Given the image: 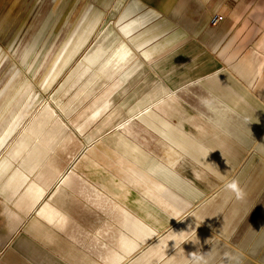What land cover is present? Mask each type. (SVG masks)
I'll use <instances>...</instances> for the list:
<instances>
[{
  "label": "rangeland",
  "instance_id": "obj_1",
  "mask_svg": "<svg viewBox=\"0 0 264 264\" xmlns=\"http://www.w3.org/2000/svg\"><path fill=\"white\" fill-rule=\"evenodd\" d=\"M238 4V13L241 14L249 8L248 14L258 13L259 15L258 19L253 18L249 29L243 35L245 41H253V45L249 46V49H256L264 41V19L260 18L264 16V0L235 1V5ZM124 7L126 6L122 5L117 10L114 9L115 4L111 0H100L98 2L96 0H0L1 88H3V83L9 73L14 69L13 67L19 63V58L11 55V49L14 46L19 45L20 48H23L28 41L33 42L34 39L32 38L36 35V37H39L37 49L42 47L49 39L39 63L44 62L43 58L45 55L55 49L57 51L54 54L59 58L63 54V47L67 45L68 36L78 28L81 21L88 17L93 9L103 12V17L95 31L96 33H92L91 39L90 37L86 39L82 49L70 64L62 69V60L59 62L55 61L54 71L60 72L58 77L55 80L51 78L41 80V76L32 78L30 95H23L18 102L21 104L19 105L20 108L18 107L19 110L17 108L18 114L15 121L19 122L20 118L23 119L19 125L20 127L18 126L17 128L18 130L8 137L7 146L4 150H1L0 159L11 153L12 142L29 130V134L37 135L38 146L33 148L32 152L26 156V160L24 159L20 163V169L26 175L30 172L27 175V180L40 179L43 172L41 169H45L42 164H52L53 171L50 176H42V179H48L49 188L45 196L38 202V207L36 206L29 212H24V210L17 208L15 203L11 201L12 197L17 195L13 189L7 186L0 188V264H90V261L93 264H113V258L121 263L128 259L129 256H126L123 253L124 250H121L123 249L122 231L125 229L127 216L123 208L126 205L135 203V201L113 202L117 201V199L105 189L106 183L102 180L94 179L93 170L102 168V170H105L103 171L104 174L113 173L111 170L116 168L118 164L112 154L107 153L106 149L99 145L98 142H95L100 140L105 134L110 133L118 124L127 120L128 115L124 114V110L143 93L147 92V96L151 98L154 93L160 90L163 91L161 98L169 103L167 105L168 119L193 140L200 141L212 150L222 162H224L223 157L229 161L230 156L233 157L235 149L241 143L248 142V140L243 141L241 139V133H235L234 138V135L230 134L228 136L227 133L221 132L218 127H214L211 124L210 120L212 118L209 116V110L203 106L202 99L212 98H209L207 93L204 92V87L194 85L189 87L196 94H191L190 92L186 94L178 88L180 91H177L176 94L180 95L183 101L170 99V96L177 98L176 95H172L174 92L171 91L172 82L175 81L177 83L175 78L184 77L183 74H186L185 72L187 71L190 76L195 75L193 68L185 70L175 66L179 64V61L174 52L172 55V53L169 54L170 51L167 53L161 51L163 47H177L178 38L176 36H168L162 39H158L160 36L153 37L154 40L150 41L149 47L139 53L142 58L140 59L144 63L143 70L139 72L135 79L133 78L130 85L125 88L126 90L121 91L122 94L119 93L115 96L114 93L108 92L104 96L100 94L103 87L99 90L98 88L92 89L87 93H84L85 90L81 91L83 88L74 93L72 92V95L68 92L65 95L63 111L59 112L60 110L55 107L51 110L49 119H44L43 122L39 120V113L44 106H48V103L55 105L51 97L57 92L60 83L64 81L65 75H68L71 68L76 67L78 62L84 58L88 49L92 47L95 42L94 37H96L98 31L109 24L116 23L117 17L124 10ZM45 24L47 27L42 31ZM115 26L118 28V25ZM164 27L163 20L158 19L153 24H150L147 30L141 29L138 33H159ZM236 33L237 30L232 33L231 38L233 36L236 38ZM147 50L150 54L155 52L158 54H154L155 57L153 56L151 59L149 57L146 58L145 53ZM184 54L186 53L181 54V56L183 57ZM212 56L215 57L216 55L212 54ZM187 64L183 61L180 63V65L185 66ZM208 64L206 63L201 69L207 68ZM164 77H168L166 83L163 82ZM132 90L133 94L131 97L129 96L128 102L120 105V111L115 110L119 107L116 104ZM101 95H103V101H100L97 106V112L91 113L92 109L90 106L93 103L90 102ZM3 96L4 92L0 94V107ZM107 96L109 100H107ZM58 102L60 103V101ZM104 104H108V109L101 111L100 109L103 108ZM159 106H161V103ZM58 118L64 120L65 126L60 127L59 130L54 128V126L51 128L49 126L51 121ZM12 120L11 116L7 118L6 123ZM84 133L86 136L82 135ZM89 150L94 151L95 154H88ZM153 150L157 149L153 148ZM47 151L48 154H45ZM254 155L256 153L251 145V147L242 152L238 161L234 163L231 173L225 180H221V183H218V179L215 176L199 168L196 165L199 163L198 161L187 159L183 156H181L183 158L177 165L181 168L175 169L207 194L206 197L200 198L201 200L197 199L194 203L195 205L200 204L217 189L221 188L219 190L221 192L228 190L233 182L236 181V188L235 190L232 189L234 190L232 196H235L233 201H219L212 204L210 199L204 203V206H201L208 210L207 216L215 213V211L219 212L217 226L221 228L228 227L229 229L235 227L237 230L232 241H230L231 239H223L225 243L227 242V247L224 246V251L219 256L221 259L216 264L224 262L222 258L232 250L233 245L235 246L236 243H239L245 247L255 239L253 237L254 234L264 230V183L255 179V167L257 164L254 162ZM262 157L264 160V153H262L260 159ZM94 163H97L98 166L94 165ZM62 174H66L65 185L70 193L69 196L71 195L70 200L67 207L56 214L54 224H49L46 216L48 195L56 187L57 179ZM47 184L45 187H47ZM101 190L105 192V195L98 192ZM137 191L130 192L132 195L129 194L131 197H136L138 195ZM125 194L128 193L123 191L120 195L125 198ZM164 195L171 204L179 209L181 208L180 216H183L190 209L185 200L173 197L174 195L176 196L174 192L167 190ZM244 210L248 214L241 222L239 221V216ZM225 217H228V221L225 220ZM36 219L44 226L50 227L52 232L44 234L42 228L39 227L38 229ZM150 219H157L162 222L166 219V215L160 214L159 216L155 214ZM172 223V221L165 223V228L170 227ZM40 229L41 233L38 231ZM200 232L198 231V233L192 235V239L195 240L192 247L193 257H198L211 245V241L205 243L206 241L202 240V235L200 234L203 233L204 238L208 241L212 239L211 234L214 231L208 228L205 232ZM44 235L46 237L53 236L52 242L44 243ZM262 257L264 258V253ZM190 260L191 264L193 258ZM252 262L253 264H264V262Z\"/></svg>",
  "mask_w": 264,
  "mask_h": 264
},
{
  "label": "bare ground",
  "instance_id": "obj_2",
  "mask_svg": "<svg viewBox=\"0 0 264 264\" xmlns=\"http://www.w3.org/2000/svg\"><path fill=\"white\" fill-rule=\"evenodd\" d=\"M129 14V11L121 13L117 17L116 23L114 22L115 24H109L98 31L96 37H94L95 42L92 47L88 49L84 58L78 62L76 67L71 68L68 75H65L64 81L60 83L57 92L51 97L55 105L48 103V106H44L40 111L38 117L41 122L50 118V112L55 107L60 110L59 112L63 111L65 95L68 92L72 95V92L74 93L83 88L81 91L85 90L84 93H87L92 89L98 88L99 90L103 87L100 94L104 95L111 92L116 96L129 86L133 78L135 79L139 72L143 70L144 63L139 53L144 50H140V46L134 43L136 39L129 35L132 30L139 26L140 22L136 20L127 21ZM101 19L102 14L94 11L92 15L81 21L78 28L68 36L67 45L63 47V54L59 58L54 54L57 51L55 49L49 51L43 58L44 62L40 64L39 61H41L40 59L49 39L42 47L37 49L39 37H36V35L32 38L34 41H28L25 45L23 44V48L16 45L11 49V55L17 56L19 63L13 67L14 69L7 76L3 83V88L0 87V94L4 92L0 107V155L2 153L1 150H4L7 146L8 137L18 130L17 128L23 119L20 118L19 122L15 121L20 108L19 105L21 104L18 102L23 95H30L32 78L41 76V80L45 78L55 80L60 73L54 71L55 61L59 62L62 60V69L70 64L82 49L86 39L96 31ZM125 21L126 23H123ZM115 25H118V28ZM46 27L47 25L45 24L42 31ZM141 45L143 44L141 43ZM145 54L146 58L149 57V59L154 55L148 51ZM1 58L2 53H0V62ZM172 87L177 90V85H172ZM162 93L160 91L158 95L151 98L147 96V92L141 94L140 98L134 103H130L124 110V114L128 115L127 120L118 124L110 133L105 134L100 140L95 142H98L99 145L106 149L107 153L112 154L118 164L116 168L111 170L113 173L104 174L103 171L105 170H102V168L93 170L94 179L102 180L106 183L105 189L117 199V201L113 202L135 201V203L126 205L123 208L127 216L125 229L122 231L123 249L121 250H124L123 253L129 257L124 263L113 258V264H190L191 258H193L191 264H216L221 259L219 256L224 251V246L227 247V242L225 243L223 239H231L230 241H232L237 230L235 227L229 229L228 227L221 228L217 226L219 212L207 216L208 210L201 206H204V203L210 199L212 204L225 200L233 201L235 196H232V194L236 188V181L233 182L227 193L222 194V192L218 191L200 204H194L195 199L204 196L206 193L175 170L176 168H181L177 166L179 158L183 156L187 159L198 161L199 163L196 165L203 171H207L210 174L211 172L214 173L218 183H221V178L227 174L228 169L223 166V162L212 150L200 141L193 140L181 128L163 116L158 110V105L163 102ZM132 94L133 90L129 91L122 100L120 99L121 101L116 104L119 107L115 110L118 111L121 108V104L128 102V98ZM103 95L94 98L90 102L93 103L90 106L92 109L91 113L97 112V106L100 101H103ZM107 100H109L108 96ZM107 105L104 104L103 108L99 109L101 111L107 110ZM11 116L13 120L6 123L7 118ZM63 122L64 120L62 119H54L49 126L51 128L54 126V128L59 130L60 127L65 126ZM220 129L224 131L225 128L221 127ZM28 132L30 131L28 130L25 134H21L17 140L12 142V152L8 153L5 158L0 159V188L7 186L13 189L17 195L12 197L11 201L24 212L33 210L45 196L49 184H47L48 179H42V176H50L53 171L52 164H42L45 169H41L43 172L40 179L27 180V175L30 172L26 175L20 169V163L24 159L26 160V156L32 152L33 148L38 146L37 135L29 134ZM82 135L86 136L85 133ZM46 141L48 140L46 139ZM153 148H156L157 152H154ZM45 154H48V151ZM88 154L95 153L89 150ZM94 165L98 166L97 163H94ZM94 168L96 167L94 166ZM65 175L62 174L57 179L56 187L48 195L46 216L49 224H54L56 214L61 209H65L70 200L71 195L69 196L70 193L65 185ZM46 184L47 187H45ZM135 190H138V195L131 197L132 194L130 192ZM167 190L176 194V196H173L174 198H182L190 206V209L183 216H180L181 208L175 207L165 197L164 194ZM123 191L128 193L125 194V198L120 195ZM98 192L105 195L102 190ZM155 214L159 216L164 214L166 219L162 222L157 219H150ZM246 216L247 213H242L239 216V221L245 219ZM225 220L228 221V217H225ZM170 221L173 223L166 229L165 223ZM36 223L38 229L39 227L43 229L44 234L52 232L50 227L44 226L40 221L37 220ZM208 228H211L214 232L211 234L212 239L207 241L201 232H205ZM38 231L41 233V229ZM198 231H201L202 240L206 241L205 243L211 241V245L198 256L200 259H194L192 247L195 240L192 239V235L198 233ZM53 238V236H45V241L43 242H52ZM243 247L239 243H236L235 246L233 245L232 250L222 258L224 259L222 264H253L252 261H256V258L254 255L247 253L248 248L246 246V250ZM90 264L93 263L90 261Z\"/></svg>",
  "mask_w": 264,
  "mask_h": 264
},
{
  "label": "crops",
  "instance_id": "obj_3",
  "mask_svg": "<svg viewBox=\"0 0 264 264\" xmlns=\"http://www.w3.org/2000/svg\"><path fill=\"white\" fill-rule=\"evenodd\" d=\"M111 1L115 4L114 9L116 10L122 5L126 6L121 13L130 12L127 21L136 20L140 22L139 26L129 33L130 37L136 39L134 43L140 46V50L148 48L150 41L154 40L153 37L160 36L158 39H162L168 36H176L178 38L177 47L167 46L163 47L161 51L163 53L170 51L169 54L172 53V55L174 52L179 61V64L175 66L185 70L193 68L195 75L190 76L187 71L186 74L182 73L184 77L175 78L177 83L173 81L172 84L178 86L177 90L173 87L170 88L174 92H171L172 95H176L177 98L170 96V99L183 101V98L176 94L177 91L181 90L186 94L189 92L196 94L189 87L193 85L204 87V92L207 93L209 98H212L202 99L203 106L209 110V116L214 122L210 120L211 124L218 127L221 132L227 133L228 136L241 133V139L243 141L248 140L247 143H241L235 149V153L233 157L230 156L229 161L223 157V166L228 169V172L221 179L225 180L227 178L242 152L252 145L256 153L254 162L257 164L255 179L264 183V175H262L264 173V160L263 157L260 159L262 153H264V41L256 49L250 50L249 46L253 45V41L249 42V40L245 41L243 39V35L249 29L253 18H259L258 13L248 14L249 8L241 14L238 13L239 4L235 5V1L238 2L239 0ZM94 11L102 14L103 17V12L95 9L92 10L90 15ZM219 17L221 20L218 19ZM260 18L264 19V16ZM158 19H162L165 24L164 29H161L159 33H138L141 29L147 30V27ZM213 20L216 21V24ZM123 23H126V21ZM236 30V38L234 36L231 38L232 33ZM183 53L186 54L182 57L181 54ZM212 54L216 56L213 57ZM153 56L155 57V55ZM182 61L185 64L188 63L187 66L180 65ZM206 63H209L208 67L201 69ZM164 78L163 82L166 83L168 77ZM160 91L154 93L153 96L158 95ZM140 97L141 95L137 98ZM168 104L163 99L161 106L158 107V110L167 119ZM205 119L208 120L206 117ZM221 127L225 128L224 131L220 129ZM154 152H157V150H154ZM182 158H179L177 165ZM211 174L215 175L212 172ZM220 189H217L214 193ZM228 191L226 190L222 194ZM206 195L204 196L206 197ZM202 197L197 199L199 200ZM217 212L215 211V214ZM243 213L248 214L245 210ZM253 237L255 239L249 245H246V248H248L247 253L254 255L255 260L259 263L264 262L262 257L264 253V230L254 234ZM243 248L246 250L245 247Z\"/></svg>",
  "mask_w": 264,
  "mask_h": 264
},
{
  "label": "clouds",
  "instance_id": "obj_4",
  "mask_svg": "<svg viewBox=\"0 0 264 264\" xmlns=\"http://www.w3.org/2000/svg\"><path fill=\"white\" fill-rule=\"evenodd\" d=\"M194 259H200L199 257H194Z\"/></svg>",
  "mask_w": 264,
  "mask_h": 264
},
{
  "label": "built area",
  "instance_id": "obj_5",
  "mask_svg": "<svg viewBox=\"0 0 264 264\" xmlns=\"http://www.w3.org/2000/svg\"><path fill=\"white\" fill-rule=\"evenodd\" d=\"M218 19H219V20H221V18H220V17H219ZM215 22H216V21H215Z\"/></svg>",
  "mask_w": 264,
  "mask_h": 264
}]
</instances>
